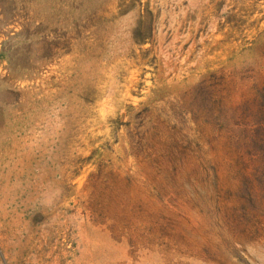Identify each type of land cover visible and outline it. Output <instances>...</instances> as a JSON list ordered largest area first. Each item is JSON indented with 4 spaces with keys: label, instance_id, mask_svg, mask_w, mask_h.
<instances>
[{
    "label": "rangeland",
    "instance_id": "1",
    "mask_svg": "<svg viewBox=\"0 0 264 264\" xmlns=\"http://www.w3.org/2000/svg\"><path fill=\"white\" fill-rule=\"evenodd\" d=\"M0 264H264V0H0Z\"/></svg>",
    "mask_w": 264,
    "mask_h": 264
}]
</instances>
